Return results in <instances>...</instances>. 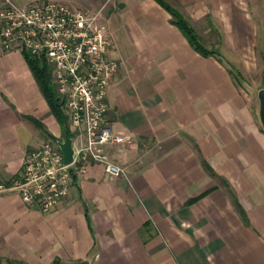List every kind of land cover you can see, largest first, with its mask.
I'll list each match as a JSON object with an SVG mask.
<instances>
[{
    "label": "crops",
    "instance_id": "1",
    "mask_svg": "<svg viewBox=\"0 0 264 264\" xmlns=\"http://www.w3.org/2000/svg\"><path fill=\"white\" fill-rule=\"evenodd\" d=\"M56 1L100 12L112 40L118 70L104 122L129 141L106 152L126 174L92 163L72 173L49 212L0 192V264H264V125L258 95L233 69L256 72L264 58V0ZM23 50L0 47L2 184L22 174L30 151L59 145L68 131Z\"/></svg>",
    "mask_w": 264,
    "mask_h": 264
},
{
    "label": "built area",
    "instance_id": "2",
    "mask_svg": "<svg viewBox=\"0 0 264 264\" xmlns=\"http://www.w3.org/2000/svg\"><path fill=\"white\" fill-rule=\"evenodd\" d=\"M1 1L0 47L21 46L53 64L57 92L78 140L71 164H64L59 145L46 142L26 155L19 177L0 183V192L16 191L24 204L49 212L68 194L72 173L85 174L92 163L114 177L126 174L106 152L107 146L129 141L104 122L107 89L118 64L108 57L112 40L99 22L100 12L76 11L50 0L30 7Z\"/></svg>",
    "mask_w": 264,
    "mask_h": 264
},
{
    "label": "trees",
    "instance_id": "3",
    "mask_svg": "<svg viewBox=\"0 0 264 264\" xmlns=\"http://www.w3.org/2000/svg\"><path fill=\"white\" fill-rule=\"evenodd\" d=\"M174 17V23L180 28V30L186 35L192 46L201 54L208 55V51L205 46L200 42L195 31L190 27V25L183 19V17L175 10L169 9ZM26 59L37 79V82L44 94L46 100L48 101L54 115L56 116L58 122L68 130L70 137L72 134L67 123V116L64 111V100L59 96L54 84L52 83L51 71L48 67L46 58L43 55H32L23 50ZM53 264H60L59 261H55Z\"/></svg>",
    "mask_w": 264,
    "mask_h": 264
},
{
    "label": "rangeland",
    "instance_id": "4",
    "mask_svg": "<svg viewBox=\"0 0 264 264\" xmlns=\"http://www.w3.org/2000/svg\"><path fill=\"white\" fill-rule=\"evenodd\" d=\"M13 1L16 2V0H13ZM43 1H45V0H42V2ZM50 1H54V2H56L58 4L64 5V6L68 7V8L76 10V11H78V10L87 11V10H84V9L73 8V7L67 6L65 4L57 2L56 0H50ZM88 12L90 14H93L89 10H88ZM256 59H257L256 62H257V67H258L256 72L240 73V70L237 68L236 65H234V68H233L234 71L236 72L237 78L239 80L245 81V83H247L249 85V87L252 88V90H253L252 95H253V98H254L255 101H256V97L258 95L259 90L264 88V58L257 57ZM72 132H73V130H72ZM73 135L75 137L74 133H72V136Z\"/></svg>",
    "mask_w": 264,
    "mask_h": 264
},
{
    "label": "water",
    "instance_id": "5",
    "mask_svg": "<svg viewBox=\"0 0 264 264\" xmlns=\"http://www.w3.org/2000/svg\"><path fill=\"white\" fill-rule=\"evenodd\" d=\"M258 98L260 102V119L262 124L264 125V88L259 90ZM59 147L63 155L64 164H71L73 161L74 148L72 138L70 137L68 131L65 132V138L62 142L59 143Z\"/></svg>",
    "mask_w": 264,
    "mask_h": 264
}]
</instances>
